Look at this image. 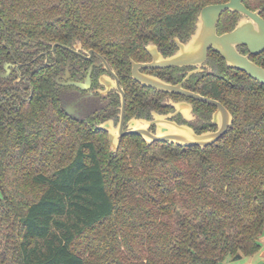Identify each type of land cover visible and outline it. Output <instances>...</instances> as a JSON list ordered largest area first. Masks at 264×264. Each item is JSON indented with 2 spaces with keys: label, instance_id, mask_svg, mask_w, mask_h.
<instances>
[{
  "label": "trees",
  "instance_id": "1",
  "mask_svg": "<svg viewBox=\"0 0 264 264\" xmlns=\"http://www.w3.org/2000/svg\"><path fill=\"white\" fill-rule=\"evenodd\" d=\"M227 1L0 0V71L80 40L126 73L145 45L170 48ZM21 70L0 78V264H222L260 251L263 84L205 82L233 115L215 144L127 136L114 152L106 131L64 112L53 67Z\"/></svg>",
  "mask_w": 264,
  "mask_h": 264
},
{
  "label": "flooded vegetation",
  "instance_id": "2",
  "mask_svg": "<svg viewBox=\"0 0 264 264\" xmlns=\"http://www.w3.org/2000/svg\"><path fill=\"white\" fill-rule=\"evenodd\" d=\"M250 2L251 0H244L250 10H259L260 15L264 18V7H256L254 3ZM243 18L237 12H223L217 24L218 34L222 35L233 31ZM196 29L197 22L194 31L188 38L174 37L170 48L151 42L145 45V49L147 50V46L153 44L157 46L158 51L164 57L171 56L181 50V44L188 43ZM25 42L27 43L28 40ZM55 44L57 46L53 49ZM58 45V43H54L52 48L39 53L28 62H21L13 56L12 60L4 62L3 71L0 73L7 72L5 66L8 64L9 73L4 78L11 77L16 73V81H21L23 78L21 69L27 64L38 61L40 65L44 63L53 67L55 71L54 80L58 88L57 94L64 112L76 120L95 124L99 129L106 131L108 137H110V130L102 129L100 126H113L116 134L119 135L123 132V135L120 136L121 142L127 136H133L147 142L141 134L129 132L136 127L143 128L153 134L158 133L160 125H164L161 130L166 128L167 132H170V123L188 126L197 134L219 129V125L214 121L218 108L213 104L184 94L160 91L143 85L134 79L132 62H151L153 57L148 50L143 58L131 59L130 70L124 73L116 68L105 54L95 48L85 47L80 40H77L72 46L63 45L66 51L60 56L57 54ZM237 48L240 53L249 56L253 62L264 67V51L259 54H251L248 46L244 44H239ZM90 50H94V52L90 53ZM139 70L143 74L174 85L182 84L183 89L201 95L203 94L200 90L208 80H215L232 86L235 83V75L245 74L249 76L246 72L229 66L226 60L212 47L208 50L206 60L199 65L165 68L141 67ZM24 81L26 82L27 78ZM122 92L125 95V107ZM213 99L220 101L230 112L221 100ZM232 123L233 120L229 128Z\"/></svg>",
  "mask_w": 264,
  "mask_h": 264
},
{
  "label": "water",
  "instance_id": "3",
  "mask_svg": "<svg viewBox=\"0 0 264 264\" xmlns=\"http://www.w3.org/2000/svg\"><path fill=\"white\" fill-rule=\"evenodd\" d=\"M237 12L244 17L239 21L238 26L231 32L218 34L217 24L223 12ZM244 44L248 46L251 54H259L264 51V18L260 11L250 10L244 0H228L224 3L209 4L202 8L197 20V29L191 36L187 44H181V50L177 53L164 57L157 49L156 45L150 44L147 50L152 55L153 60L148 63H138L133 61V77L143 85L155 88L160 91L184 94L188 97L213 104L218 108L215 114V122L219 129L213 132L197 134L188 126H179L177 123H170L169 130H161L159 123L158 133L147 132L143 128H135L130 133H139L146 138L148 144L153 142H169L182 146L208 147L218 142V140L228 131L233 120L231 113L224 105L213 98L194 93L182 88V84L174 85L162 81L156 77L143 74L140 68H165L172 66H188L202 64L208 55V50L212 47L217 51L232 68L246 72L250 77L264 84V67L253 62L249 56L239 52L237 46ZM57 44L54 45L55 49ZM94 50H90L93 53ZM6 73L1 72V77H7L9 73L8 64L5 66ZM109 68V67H108ZM121 90V87L119 85ZM123 94V105L125 107V95ZM167 126V125H166ZM102 129L110 130V146L112 151H118L120 147V136L123 132L116 134L113 126H100ZM243 257L239 253L235 255V260ZM259 264H264V260Z\"/></svg>",
  "mask_w": 264,
  "mask_h": 264
},
{
  "label": "rangeland",
  "instance_id": "4",
  "mask_svg": "<svg viewBox=\"0 0 264 264\" xmlns=\"http://www.w3.org/2000/svg\"><path fill=\"white\" fill-rule=\"evenodd\" d=\"M263 6V5H262ZM159 130V129H158ZM161 146H157L155 149H158ZM262 247L259 252L252 256L243 255L242 258L235 260V256H228L222 264H259L260 261L264 260V236L262 237ZM79 246V244L77 245Z\"/></svg>",
  "mask_w": 264,
  "mask_h": 264
}]
</instances>
